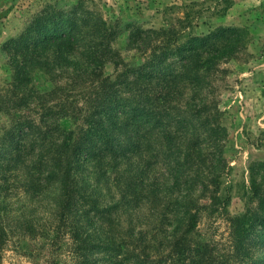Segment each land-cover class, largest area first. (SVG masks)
<instances>
[{
	"label": "trees",
	"instance_id": "16d2710c",
	"mask_svg": "<svg viewBox=\"0 0 264 264\" xmlns=\"http://www.w3.org/2000/svg\"><path fill=\"white\" fill-rule=\"evenodd\" d=\"M80 4L45 7L23 34L4 44L17 72L10 92L17 95L11 96L15 100L7 99L9 107L0 106L12 120L0 137L1 200L6 203L18 188L32 201L53 199L54 233L69 238L77 264H264V187L256 177L252 192L257 207L229 216L226 247L190 235L202 210L216 209L213 203L218 199L226 160L222 153L206 152V146L217 145L218 131L207 114L203 117L208 107L205 102L204 107L196 104L197 100L203 102L202 72L216 66L213 57L217 53L232 48L234 40L239 39L231 33L236 30L219 27L210 34L183 41L167 38L153 47L142 63L120 68L121 53L114 46L117 32L101 14L83 10ZM156 33L160 38L165 30ZM140 37V33H134L129 40ZM220 39L227 41L223 48L217 44ZM212 42L215 44L210 45ZM214 47L219 50L209 55ZM110 66L116 73H107ZM36 71L54 80L59 71V77L68 80L47 91L48 98L40 96L45 103L40 115L32 116L29 95L33 90L26 87L30 73ZM19 88L23 89L21 93ZM189 91L191 96L187 97ZM50 100L54 103L49 104ZM183 100L189 109L196 104L198 110L184 112L176 103ZM161 102L178 114L161 108ZM189 114L184 118L186 126L175 130L176 120ZM192 123L203 124L206 132L202 138L195 134ZM119 160L128 163L126 169L120 168ZM159 165L165 167V178L172 183L166 186V195L177 194L173 202L178 206L173 211L176 232H184L173 242L167 240L165 246L172 248H165L164 241L154 244L157 255L152 258L148 252L151 247L142 246L137 238L131 242L121 237L115 229L117 221L97 206L88 184L91 176L94 186L99 187L97 180L101 181L109 170L114 182L128 177L134 194L142 196L137 185L144 189L154 172V200L161 195L162 204L167 200L165 195L155 196L158 189L164 188L155 178ZM88 168L95 170L93 175H83ZM209 184L214 185L213 190ZM196 191L205 196L206 204L197 202ZM152 195L150 192L147 197ZM28 215H23L22 223L35 237L32 216ZM135 232L134 228L129 235L135 236ZM7 233V226L0 221V252L8 241ZM139 239L143 241V237Z\"/></svg>",
	"mask_w": 264,
	"mask_h": 264
},
{
	"label": "rangeland",
	"instance_id": "374dc122",
	"mask_svg": "<svg viewBox=\"0 0 264 264\" xmlns=\"http://www.w3.org/2000/svg\"><path fill=\"white\" fill-rule=\"evenodd\" d=\"M78 3H81L83 10L94 12L95 15L101 14L117 32L114 46L121 53L123 63H120V68L124 64L145 61L144 57L151 55L153 47L167 38L183 41L190 36L210 34L219 27L236 30L231 32L239 35L238 40L233 39V49L221 55L217 53L213 57L218 62L216 66L202 72L204 85L200 93L203 102H196L201 107H204L202 103L205 102L208 107L203 110V117L207 114L211 126H215L218 131L217 145L206 146V152L214 150L222 153L226 160L221 170L218 199L213 203L216 209L202 210L199 223L190 235L218 244L220 248L226 247L230 233L229 216L257 207L252 192L253 177L264 187V0H0V106L9 107L7 99L17 95L11 93L14 90L16 68L11 66V56L3 49L4 44L23 34L29 23L45 7H72ZM162 29L166 34L158 38L156 30ZM168 31L172 32L171 36ZM134 33H140L141 37L129 40ZM222 40L217 42L219 46L227 43ZM149 42L151 45L146 47ZM214 44L212 42L210 45ZM216 50L219 49L211 48L212 53L209 55ZM203 57L206 59V54ZM181 64L177 66L179 69ZM106 70L107 73H116L112 66ZM56 74L54 80L55 77L50 78L41 71L30 73L26 88L33 90V94L29 95V111H32V116L40 115L42 104L45 103L40 100V96L48 98L47 91L50 92L56 84L64 85L68 80L67 77L61 79L59 71ZM22 90L19 88L18 93ZM189 92L187 97L191 96V91ZM12 99L15 100L14 97ZM48 103L52 104L54 101L50 100ZM176 103L184 112L194 108L195 111L198 110L196 104L189 109L185 100ZM159 104L162 105L161 108L172 112V108H167L164 102ZM172 113L178 114L174 110ZM190 114L181 115L173 128L182 130L186 126L184 118H189ZM11 122L9 115L0 109V137ZM203 127L201 123H192V129L201 138L206 132ZM117 163L120 168L125 169L128 164L120 160ZM157 170L155 178L157 177L159 186L164 188L158 189L155 196L160 193L165 195L167 200L162 201V204L161 195L154 200V172L150 174L152 181L145 183L144 189L137 185L142 196L134 194V185L128 177L116 183L113 172L108 170L106 176L103 175V181L97 180L95 176L99 184L97 187L89 175H93L95 170L88 168L83 174L91 178L89 190L96 198L97 206L104 213L109 212L112 219L117 221L116 231L127 241L135 242L137 238L142 246L151 247L148 252H151L152 258L157 255L154 244L164 241L165 248L171 247L165 246L167 240L173 242L176 236L184 232L181 229L176 232L177 221L173 218V211L178 210V206L173 204L177 194H171L170 197L166 195V186L172 183L165 178L164 166L159 165ZM111 176L110 181H105ZM209 185L213 190L214 185ZM182 188L184 189L183 186ZM192 189L196 190L194 187ZM15 192L7 198L6 203L0 198V221L8 229V241L0 252V264H77L70 251L69 238L54 233L53 199L43 197L32 201L22 189L18 188ZM150 192H153L152 197H147ZM195 199L198 203L208 202L200 191H196ZM28 214L32 216L35 237L27 233L28 229L22 223L23 215L29 216ZM167 220L169 223L165 225ZM134 228L135 236L129 235V231ZM140 237H143V241Z\"/></svg>",
	"mask_w": 264,
	"mask_h": 264
}]
</instances>
